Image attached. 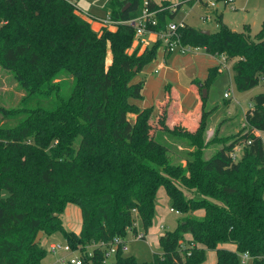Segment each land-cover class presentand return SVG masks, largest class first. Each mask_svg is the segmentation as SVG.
<instances>
[{
    "label": "trees",
    "instance_id": "16d2710c",
    "mask_svg": "<svg viewBox=\"0 0 264 264\" xmlns=\"http://www.w3.org/2000/svg\"><path fill=\"white\" fill-rule=\"evenodd\" d=\"M147 1L158 8L152 28H165L174 16L170 3ZM142 2L112 0L114 30H93L69 0H0V67L22 93L15 104L0 105V264H39L46 250L32 243L38 230L60 232L81 250L124 238L136 221L144 236L161 187L169 210L185 217L159 235L161 250L149 262L120 250L103 262L104 250L97 247L82 264H206L208 250L215 264H240L243 252L251 264H264V140L254 132H264V92L245 113L248 130L209 158L203 157L201 134L163 127L196 147L185 165L169 161L166 144L138 134L139 124L125 117L128 98L140 91L131 80L160 46L157 40L140 54L126 52L133 30L123 21L138 15ZM217 20L218 30L209 33L184 23L181 43L236 57L240 91L264 83V21L251 37L249 24L234 31L222 14ZM107 52L111 61L105 66ZM218 73L213 67L205 83ZM238 144L244 150L235 161L231 153ZM68 204L79 211L77 232L61 224ZM199 210L202 215L194 214ZM8 226L20 230L5 236Z\"/></svg>",
    "mask_w": 264,
    "mask_h": 264
},
{
    "label": "rangeland",
    "instance_id": "374dc122",
    "mask_svg": "<svg viewBox=\"0 0 264 264\" xmlns=\"http://www.w3.org/2000/svg\"><path fill=\"white\" fill-rule=\"evenodd\" d=\"M75 2V5L81 10L88 12L89 14L99 17H104L110 10V4L112 0H69ZM153 3L160 4L163 1H168L172 6L171 9H175L174 14L175 21H184L187 25L194 27L202 31L215 32L219 28L218 15L222 14V19L232 30L242 31L244 24H249L250 35L253 37L261 29V25L264 21V0H232L228 4L224 5L222 2H217V7L212 8L207 1L209 0H193L192 3L189 0H151ZM215 1V0H212ZM171 16L169 7L167 8ZM84 20L89 23H95L94 20L88 16L81 14L75 9ZM113 27V26H109ZM149 34H146L148 36ZM151 35V34H150ZM152 38V36H150ZM147 39V38H146ZM202 51L201 47L198 49H191L185 53L172 52L180 55L193 54ZM205 54V53H204ZM223 54H218L217 71L219 72L214 79L211 81V85L208 92L205 105L203 103L200 107V117L195 122L194 130H187L172 127L167 121L168 116V104H165L164 110L162 111L161 122L154 126L153 133L149 136V133L145 129H142L144 124L143 118L132 120L131 117H127V121L131 125L137 122L138 127L136 132L138 134L145 133L149 138L156 139L160 143H165L168 147L169 161L172 163H181L185 165L184 158L187 153L194 150L196 147L191 145L189 141L180 137H172L167 132H163V127L168 130H175L178 132H187L190 135L196 137L201 134V138L206 145L203 147V157L209 158L217 152V150L234 141L244 131L248 130V126L245 123V113L253 105V97L259 93L264 92V83L260 82L255 87L240 91L236 88L234 80L233 65L236 63L237 58H227ZM225 60V62H224ZM111 61V55L105 57L104 65H109ZM221 62V63H220ZM150 67L151 64H148ZM152 67V66H151ZM222 68V72L219 68ZM154 75V73H153ZM182 79L186 77L185 73L181 75ZM228 94L227 97L223 96V93ZM21 91L18 90L17 82L12 78L11 72L4 70L0 67V105L10 106L17 102L21 96ZM204 98V97H203ZM202 112H205L203 118H201ZM203 122V128L201 129V123ZM184 127V125H183ZM255 134L262 137L264 140V132L255 130ZM244 146L238 144L234 147L231 153L232 158L235 161L241 159L243 155ZM162 188V187H161ZM164 190L158 191L156 210H154L153 220L150 227L144 234V239L136 237V235L142 234L139 227V223L136 221L135 229L132 231H126L123 236L126 241V249L123 252L125 255H131L138 261L149 262L152 253L159 252L161 250L158 244V237L160 233L164 231H171L175 228L178 220L183 219L185 214L175 213L169 210L168 202L164 198ZM197 216L203 214L202 210L194 212ZM60 220L62 226L67 230L77 232L79 228V211L74 205H66L62 213L60 214ZM163 225L164 228H161ZM20 229L15 226H8L5 236L16 234ZM37 232H41V235L36 242L40 247L46 248L47 243L50 240L60 241L63 239L60 232H42L40 230L32 233L31 240L34 239ZM228 247H231L228 245ZM53 260V256L49 253L43 255L39 264H49ZM112 257H108L107 261H111ZM215 253L214 251L208 250L206 253V264H214Z\"/></svg>",
    "mask_w": 264,
    "mask_h": 264
},
{
    "label": "crops",
    "instance_id": "0c3cea01",
    "mask_svg": "<svg viewBox=\"0 0 264 264\" xmlns=\"http://www.w3.org/2000/svg\"><path fill=\"white\" fill-rule=\"evenodd\" d=\"M171 6V4L168 6L171 14H175L176 10L171 9ZM94 17L99 18L97 15ZM170 21H175L174 17ZM93 22L95 23L94 27L93 24L89 23L93 30H99L103 27L98 21L94 20ZM107 29L114 30V27H107ZM146 34L149 35L146 36ZM146 34L142 38V43L135 44L132 41L126 52L130 53L136 49L137 54H140L145 47L156 42V36L152 33ZM198 48L200 47L194 49ZM201 49L204 52L196 51L193 54L180 55L168 53L160 45L156 51V56L144 64L131 80V83L138 82L140 84V91L139 97L128 98L131 110L125 114L126 119L131 117L132 120L137 121L141 114V118L145 121L142 124V129H145L146 126V131L150 136L154 126L161 122L162 111L165 109V104H168L167 121L169 124L172 127L182 128V130H194L203 103L202 89H206L207 96L205 98L207 99L211 85V83L206 84L205 81L209 71L219 65L216 59L219 56L207 53L202 47ZM108 55L109 52L106 54V59ZM223 57V55L220 56V58ZM148 64H151L152 67H149ZM222 68H219L221 72ZM182 73L186 74L185 81L181 77ZM163 194L166 202H168L165 190Z\"/></svg>",
    "mask_w": 264,
    "mask_h": 264
},
{
    "label": "built area",
    "instance_id": "2783aa9c",
    "mask_svg": "<svg viewBox=\"0 0 264 264\" xmlns=\"http://www.w3.org/2000/svg\"><path fill=\"white\" fill-rule=\"evenodd\" d=\"M232 0H209L207 3L212 7H217V2H222L224 5L228 4ZM75 9L78 10L81 14L88 16L90 19L98 21L101 26L109 27L113 26L115 28L118 21L111 20L108 17V14L104 17H94L88 12H85L75 6ZM158 8H151L147 0H143L142 8L139 14L133 18L123 21L133 30V43L140 44L143 42L142 38L146 33H152L156 36L157 40L160 41V45L163 46L166 52H178L185 53L191 49L197 47H191L189 45H184L181 43L179 28L184 26L183 21L175 22L169 21L165 28L163 29H153V26H156L158 23L157 19ZM78 14V13H77ZM80 16V15H79ZM81 17V16H80ZM156 40V41H157ZM224 97H227L228 94L224 92ZM178 213V211L170 209ZM161 228H164L163 225H160ZM136 237L144 239L142 234L136 235ZM102 248L103 251V262L107 261L108 257H113L117 250L124 252L126 249V241L124 238L119 236H113L108 242L104 243L103 241L97 243H90L84 247L83 250L80 247L72 248L69 243L64 239L50 240L46 245V253H49L53 256V260L49 264H82L83 256H90L92 248ZM240 264H251L252 257L247 253L243 252L239 254Z\"/></svg>",
    "mask_w": 264,
    "mask_h": 264
},
{
    "label": "water",
    "instance_id": "95a60500",
    "mask_svg": "<svg viewBox=\"0 0 264 264\" xmlns=\"http://www.w3.org/2000/svg\"><path fill=\"white\" fill-rule=\"evenodd\" d=\"M122 9H124V7H123ZM203 32H204V33H209V31H206V30L203 31ZM206 96H207L206 89L203 88V89H202V97L205 98ZM54 215H55V214H54ZM40 235H41V232H37L36 236H35L34 239L32 240V243H33V244H35V243L38 241Z\"/></svg>",
    "mask_w": 264,
    "mask_h": 264
}]
</instances>
